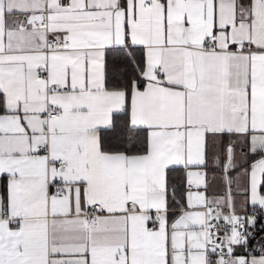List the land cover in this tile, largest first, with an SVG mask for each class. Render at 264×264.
Segmentation results:
<instances>
[{
	"label": "snow or ice",
	"instance_id": "6c2138e0",
	"mask_svg": "<svg viewBox=\"0 0 264 264\" xmlns=\"http://www.w3.org/2000/svg\"><path fill=\"white\" fill-rule=\"evenodd\" d=\"M0 264H264V0H0Z\"/></svg>",
	"mask_w": 264,
	"mask_h": 264
}]
</instances>
